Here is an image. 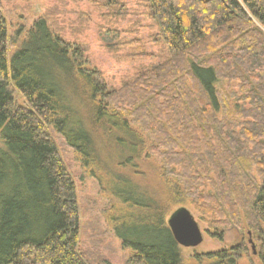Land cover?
<instances>
[{
	"label": "trees",
	"instance_id": "1",
	"mask_svg": "<svg viewBox=\"0 0 264 264\" xmlns=\"http://www.w3.org/2000/svg\"><path fill=\"white\" fill-rule=\"evenodd\" d=\"M148 2L170 58L115 91L44 18L9 57L0 12V264H95L82 249L78 189L53 131L88 165L99 163V141L125 168L160 162L154 198L113 180L128 210L115 233L131 263L182 264L166 217L187 205L211 219L220 241L244 222L263 239L264 0ZM117 34L106 32L104 43ZM234 82L240 96L227 90Z\"/></svg>",
	"mask_w": 264,
	"mask_h": 264
},
{
	"label": "rangeland",
	"instance_id": "2",
	"mask_svg": "<svg viewBox=\"0 0 264 264\" xmlns=\"http://www.w3.org/2000/svg\"><path fill=\"white\" fill-rule=\"evenodd\" d=\"M112 1L114 7H111ZM0 12L13 44L9 57L20 48L35 21L44 18L55 36L86 51V66L101 72L110 91L121 89L143 71L170 58L148 0H0ZM108 31L118 33L110 37L114 38L110 45L103 41ZM239 85L229 84L228 92L240 96ZM10 91L15 102L23 105L19 92L13 87ZM52 137L77 185L82 249L89 251L95 264H136L131 263L135 257L133 252L122 246L115 233L128 210L122 199L113 196L116 189L113 180L121 178L122 191L124 186L137 196L149 191V197L154 198L158 195L160 162L143 158L137 171L125 168L122 163L118 164V150L99 141L96 147L99 163L88 165L87 158L70 148L59 134L53 131ZM144 142L147 143L146 138ZM181 208L172 210L166 223ZM183 208L194 216L204 242L195 249L180 247L182 264H212L206 256L219 252L228 253V264L231 260L236 264H263L260 254L264 251V235L258 240L247 222L240 230H229L220 241L212 236L214 230L208 216L192 205ZM236 247L241 249L239 255L234 250ZM199 257L202 259L198 260Z\"/></svg>",
	"mask_w": 264,
	"mask_h": 264
},
{
	"label": "water",
	"instance_id": "3",
	"mask_svg": "<svg viewBox=\"0 0 264 264\" xmlns=\"http://www.w3.org/2000/svg\"><path fill=\"white\" fill-rule=\"evenodd\" d=\"M167 225L181 248L195 249L204 242L201 228L186 208H181L172 214Z\"/></svg>",
	"mask_w": 264,
	"mask_h": 264
}]
</instances>
